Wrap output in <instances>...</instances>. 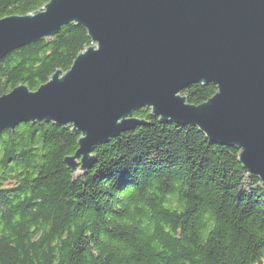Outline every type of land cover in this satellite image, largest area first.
I'll return each instance as SVG.
<instances>
[{
	"label": "trees",
	"instance_id": "trees-1",
	"mask_svg": "<svg viewBox=\"0 0 264 264\" xmlns=\"http://www.w3.org/2000/svg\"><path fill=\"white\" fill-rule=\"evenodd\" d=\"M48 2L0 0V20ZM90 46L72 25L13 51L0 61V96L21 84L36 92ZM216 92L193 85L183 96L198 106ZM134 117L148 126L97 148L77 178L64 165L78 150L70 127L0 134V264H263L264 183L240 152L148 109Z\"/></svg>",
	"mask_w": 264,
	"mask_h": 264
},
{
	"label": "water",
	"instance_id": "water-1",
	"mask_svg": "<svg viewBox=\"0 0 264 264\" xmlns=\"http://www.w3.org/2000/svg\"><path fill=\"white\" fill-rule=\"evenodd\" d=\"M72 25L92 46L36 92L21 84L0 96V134L21 124L70 127L78 150L64 165L77 178L96 164L97 148L148 126L134 117L148 109L161 124L237 149L264 183V0H49L0 20V61ZM210 84L217 92L204 104L183 96Z\"/></svg>",
	"mask_w": 264,
	"mask_h": 264
},
{
	"label": "rangeland",
	"instance_id": "rangeland-1",
	"mask_svg": "<svg viewBox=\"0 0 264 264\" xmlns=\"http://www.w3.org/2000/svg\"><path fill=\"white\" fill-rule=\"evenodd\" d=\"M263 264H264V262H263Z\"/></svg>",
	"mask_w": 264,
	"mask_h": 264
}]
</instances>
